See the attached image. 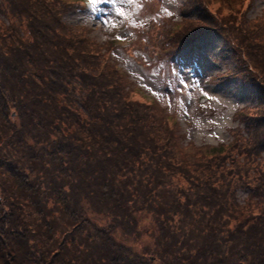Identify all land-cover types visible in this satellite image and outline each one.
<instances>
[{"label": "trees", "instance_id": "obj_1", "mask_svg": "<svg viewBox=\"0 0 264 264\" xmlns=\"http://www.w3.org/2000/svg\"><path fill=\"white\" fill-rule=\"evenodd\" d=\"M22 1L2 11L30 37L0 23V264H264V181L178 155L54 2Z\"/></svg>", "mask_w": 264, "mask_h": 264}, {"label": "rangeland", "instance_id": "obj_2", "mask_svg": "<svg viewBox=\"0 0 264 264\" xmlns=\"http://www.w3.org/2000/svg\"><path fill=\"white\" fill-rule=\"evenodd\" d=\"M52 2L117 71L126 98L167 123L178 155L215 162L252 188L262 184L264 139L256 142L245 121L260 115L261 66L246 47L264 55V0H43ZM0 3L4 28L15 20L30 37L27 21ZM245 193L243 184L237 194Z\"/></svg>", "mask_w": 264, "mask_h": 264}, {"label": "snow or ice", "instance_id": "obj_3", "mask_svg": "<svg viewBox=\"0 0 264 264\" xmlns=\"http://www.w3.org/2000/svg\"><path fill=\"white\" fill-rule=\"evenodd\" d=\"M92 3H96V0H92Z\"/></svg>", "mask_w": 264, "mask_h": 264}]
</instances>
